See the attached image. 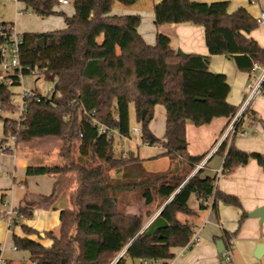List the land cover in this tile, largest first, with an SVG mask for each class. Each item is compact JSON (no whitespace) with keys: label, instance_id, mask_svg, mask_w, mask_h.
Segmentation results:
<instances>
[{"label":"trees","instance_id":"16d2710c","mask_svg":"<svg viewBox=\"0 0 264 264\" xmlns=\"http://www.w3.org/2000/svg\"><path fill=\"white\" fill-rule=\"evenodd\" d=\"M21 1L25 10L41 17L61 15L66 27L22 33L23 61L53 81V92L49 100L28 101L18 130L13 119L0 115L3 136L10 128L17 132V145L57 139L60 161L27 167V175H52L56 180L50 194L36 200L24 197L13 222L30 219L35 208L51 204L59 180L69 173H74L76 185L68 193V207L59 212L57 231L43 232L51 239L49 246L30 238L41 233L21 224L23 235L12 231L13 247L27 251L31 264H135L138 260L164 264L173 258L172 250L186 246L192 235L191 225L177 219V213L192 214L188 206L191 194L197 197L199 209L206 208L209 201L212 208L221 201L241 209L236 230L224 231L220 237L227 242L233 239L247 213L237 196L216 188V175L203 177L200 169L191 174L204 155L188 153L185 124L190 121L199 126L216 117L231 120L236 115L238 108L227 101L230 87L226 76L209 71V57L224 54L246 72L255 63L264 64V48L248 36L258 26L256 18L244 7L229 12L228 1L160 0L153 5L156 25L190 23L204 29L208 54L188 53L182 58L165 34L157 33L155 44H147L137 31L138 14L109 15L115 4L130 6L137 0H72L71 16L56 10V0ZM41 37L45 42L38 47L36 41ZM9 94L10 89L0 84L2 107L14 111L7 106ZM130 103L140 124L141 142L162 146L170 160L186 164L183 171L145 173L132 165L137 157L121 151L115 137L98 134L93 120L130 135ZM156 104L165 107V140L156 138L148 128ZM255 115L247 108L233 123L230 137L216 148L215 153L223 157V174L250 160L264 171L263 153L233 144L244 117ZM111 171L122 174L112 178ZM132 192H137L145 209L130 212L120 206L123 193ZM154 205L161 207L157 217L164 223L143 229Z\"/></svg>","mask_w":264,"mask_h":264},{"label":"crops","instance_id":"0c3cea01","mask_svg":"<svg viewBox=\"0 0 264 264\" xmlns=\"http://www.w3.org/2000/svg\"><path fill=\"white\" fill-rule=\"evenodd\" d=\"M159 1L150 0L147 11L139 10L135 13L126 11L125 9H114L115 4L109 15L138 14L140 16V23L137 31L149 45L155 44L157 33H162L169 37L170 46L174 50L180 49L186 54H208L202 26L190 23L162 25L154 23L153 5ZM195 1H228L229 12L236 10L238 7H244L254 18H257L260 11L264 10V0ZM73 13L74 9L72 6V13L67 16H71ZM62 18L60 16L52 22L40 21L39 29L34 32L63 29L66 27V24ZM144 18L151 24L144 26ZM248 36L254 38L264 48V31L259 25ZM208 69L211 72L222 73L226 76L230 87L227 101L239 110L252 72L240 71L236 67L234 60L224 54L210 55ZM132 108L134 109V106L130 103L128 106L129 118L132 115L135 118V110L131 112ZM249 109L253 110L256 115L252 118L244 117L240 131L233 138V144L241 150L256 151L264 154V98L257 97L253 99L249 105ZM232 119L216 117L209 123L199 126L194 125L190 121L186 122L185 138L188 153L191 155H204V158L201 160L204 161L202 166L197 168L196 165L191 174L200 169L201 176L213 177L222 168L223 157L215 153V145L221 140ZM165 120V107L161 104H156L153 107V115L149 121L148 128L156 138L161 140H165ZM117 131L119 135L115 136V140L118 148L126 153L131 151L138 159L132 165L141 167L145 173H161L171 171V169L175 173H180V171H183V167L186 166L180 160H170L167 155H164L165 149L162 146L158 144H146L147 146L140 148L138 141L128 140L127 135H123L119 128H117ZM131 145L137 146L136 150ZM19 150L25 151L26 147L22 148L20 145H17L12 152H2L0 150V208L2 210L16 209L22 203L24 197L36 200L41 195L50 194L56 180L52 175H27L26 169L29 165L52 164L40 162L37 160L39 159L38 157L31 156L27 152H19ZM48 154L49 152L46 151V156L50 157V154ZM121 174L122 172H110L112 178H118ZM67 176L59 180L56 187V197L53 202L35 208L32 218H18L16 219V223L12 220V226H8L5 219H0V262L2 264H5L6 261L9 264H31L27 251L24 252L25 254L18 253V250L13 247L12 231L23 235L21 224H26L41 233L39 237L36 234L29 235L30 238L38 239L45 246L51 244V239L44 237L43 232H55L59 226L60 210L68 207V193L73 189V185L68 182ZM215 186L222 192L237 196L241 202L242 209L246 213L264 205V171L255 160H250L245 165L236 167L232 172L219 176L215 182ZM190 197L188 199V206L191 208L192 214L177 213V219L191 225L193 233L198 237V241L189 247L174 248L172 250L174 253L173 258L164 264L223 263L221 253L217 252L216 249V241L221 240L226 248L227 240L224 241L220 237L224 231L233 232L236 230L241 209L222 203L221 201L217 202L215 208L208 205L204 209H199L197 197L195 195L192 199ZM124 207L130 212H138L140 209L146 208L141 204L140 200H131ZM160 209L161 207L158 208L156 205L152 207L153 213L146 220L143 229L149 225L150 227H154L164 223L163 219L157 217ZM257 243L264 244V220L260 221L259 218L246 216L237 235L233 238L231 262L227 264H264V252L259 258L253 255ZM9 245H12L15 251L12 255H8L6 250V247ZM23 261L27 262L22 263ZM134 263L137 264L138 261ZM161 263V261H156L154 264Z\"/></svg>","mask_w":264,"mask_h":264},{"label":"built area","instance_id":"2783aa9c","mask_svg":"<svg viewBox=\"0 0 264 264\" xmlns=\"http://www.w3.org/2000/svg\"><path fill=\"white\" fill-rule=\"evenodd\" d=\"M11 1H21V0H11ZM60 5H71L72 0H56ZM2 0H0L1 4ZM21 14V10L18 12ZM258 25L264 31V10L260 11L259 15L256 18ZM21 44H22V33H18L13 28L12 22L1 23L0 22V84L6 85L10 89L9 98L7 100V106H10L17 112L15 118L9 117L13 119L15 129L18 130L20 124L23 120V114L26 111L28 101L29 100H49L51 94L53 92V87L49 88L45 93H40L36 87L35 83L39 76H43L39 69L36 66H32L27 64L22 59L21 53ZM259 71V72H257ZM251 78L246 87V93L244 99L240 105L239 110L237 111L236 115L226 128L221 140L215 145V150L218 147L219 143L222 139L226 137H230L233 132V123L239 117L242 116V113L249 108L252 100L261 97L264 98V64L255 63L253 69L251 71ZM44 78V77H43ZM26 79H29V84H25ZM14 86L19 87V92L14 93L12 88ZM18 95L20 101L18 104L15 103V95ZM6 111L2 107V103L0 101V112ZM12 111V112H14ZM93 123L96 124L98 134H105L107 138L115 137L119 135L117 128L109 127L103 123H100L96 120H93ZM17 132H12L9 128L5 135L3 136V140L0 142V150L2 152H12L17 144ZM140 133V128L137 126L132 127L130 134L127 138L128 140L132 139V134ZM125 153V152H124ZM204 161H201L197 164V168H200ZM222 168L216 174V180L219 176H222ZM215 180V182H216ZM214 182V184H215ZM210 205V201H209ZM16 214V209H8L2 210L0 208V219L3 218L6 220L8 226H12V220ZM198 241V237L193 233L189 239L188 244L185 247H189L192 244ZM233 246V239L228 242V246L221 252V258L223 259V263L220 264H227L231 262V249ZM154 261L153 263H155ZM138 263L141 264H148L152 263L148 260H138ZM2 264V262H0ZM111 264H115V261Z\"/></svg>","mask_w":264,"mask_h":264},{"label":"rangeland","instance_id":"374dc122","mask_svg":"<svg viewBox=\"0 0 264 264\" xmlns=\"http://www.w3.org/2000/svg\"><path fill=\"white\" fill-rule=\"evenodd\" d=\"M149 3H150V0H139L136 5L133 4L130 6H125V5L117 3L115 5L114 9H116V8L125 9L126 11H132L133 13H135L139 10L147 11ZM20 10H21V14L18 13ZM56 10L62 11L66 15H70L72 13V5L63 6V5L58 4L56 6ZM60 16L61 15L55 14V15H49L47 17H41L35 13L30 12L29 10H25L24 9V3L22 1L2 0V2L0 4V22H12L14 30L18 33L34 32V31L39 29V27H40L39 22L40 21L52 22L54 20H57ZM62 20H63V18H62ZM147 21L148 20H146V18H144V22H143L144 26L146 24H151V23H149V21L147 23ZM53 27H56V26H53ZM25 84H29V79H26ZM35 87L40 93H45L49 88L53 87V81L48 80V79H44L43 76H39V78H37V80H36ZM12 91L14 93L19 92V87L14 86L12 88ZM19 101H20V98L16 94L15 95V103L18 104ZM131 110H132L131 112H134L133 108ZM0 115L2 116V118H4V117L15 118L17 115V112L16 111H14V112H12V111H1ZM134 126L139 127L140 124L136 121V119L132 115V117L129 118V129H130V131H131L132 127H134ZM2 137H3V119H0V142L2 140ZM132 140L134 142L138 141V143H139L138 146L140 148L147 146L146 144H142V142L140 141V134L139 133L136 135L132 134ZM19 145L22 148L26 147L25 151L19 150V152H21V151L27 152V154H29L31 156H36L39 158L37 160H39L40 162L55 164V163L60 161L59 157L57 155V152L60 149V143L57 139H54V138L38 139V140H33L31 142L21 143ZM131 146L133 147L134 150H136L137 146H133V145H131ZM46 151L49 152L51 158L46 156ZM51 159H52V161H51ZM158 164H160V163H158ZM67 178H68V182L72 183V185H73L72 187L74 188L76 185L74 173H69ZM123 194L124 195L121 196L123 200H120V203H119L120 206L123 208L127 203H130L131 200L132 201L138 200L137 192L136 193H133V192L132 193H126V194L123 193ZM190 198L191 199L194 198V195H191ZM125 210L128 211L126 208H125ZM2 243H3V241H2ZM6 250L8 252V255H12L15 252L14 249L12 248V245L7 246ZM17 252L18 253H24L26 251L25 250H18ZM26 262L23 261L22 263H26Z\"/></svg>","mask_w":264,"mask_h":264},{"label":"water","instance_id":"95a60500","mask_svg":"<svg viewBox=\"0 0 264 264\" xmlns=\"http://www.w3.org/2000/svg\"><path fill=\"white\" fill-rule=\"evenodd\" d=\"M44 42L45 41H44L43 37L38 38L37 41H36V45L38 47H42L44 45ZM175 53L178 56L182 57V58H186L187 57V54L182 52L180 49H176ZM144 113H145V111L142 112V117L144 116ZM247 216L248 217L259 218L260 221L264 220V205L256 208L255 210H253L251 212H248ZM224 248L225 247H224L223 242L221 240H217L216 241L217 252L221 253L224 250ZM125 249L122 252H124ZM263 252H264V244L263 243H257L256 246H255V250L253 252V255L256 258H259L262 255Z\"/></svg>","mask_w":264,"mask_h":264}]
</instances>
